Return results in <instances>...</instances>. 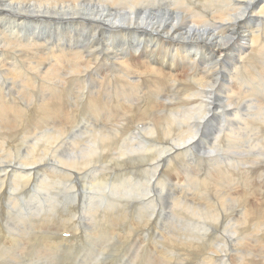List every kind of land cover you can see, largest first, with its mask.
<instances>
[{
  "label": "bare ground",
  "instance_id": "bare-ground-1",
  "mask_svg": "<svg viewBox=\"0 0 264 264\" xmlns=\"http://www.w3.org/2000/svg\"><path fill=\"white\" fill-rule=\"evenodd\" d=\"M117 2L116 0H0V228H4L0 261L7 258L14 264H48L49 257L55 259L57 253L63 252V256L66 252L69 264H79L76 261L75 252L72 251V248L76 247L74 237L78 224L68 216L71 211L74 212L70 198L77 195L73 191L76 185L70 184L73 180L74 171L72 170L78 172L79 178L81 175L85 177L89 171L88 179L91 181L85 184V191L90 190V193L86 194L85 218L87 217L89 226L97 224L102 232L107 230L108 233V227L113 224L112 218H118L120 214L126 215L131 210H134L137 221H145L147 210L151 212L155 198L151 195L146 197L147 194L143 195V192L152 190L148 180L153 172L160 174L167 181L172 192L171 200H166V203L173 204L174 208L179 206L176 209L181 212L186 208L195 211L192 216H198L196 223L204 222L209 218L217 221L218 212L213 211V207L204 201V196L210 195L209 191H211L204 187L206 179L195 182L197 186L194 187V191L202 192L199 197H189L186 192L189 188L182 176H185L188 181L193 180L192 173L197 168H185L179 164V159L183 162L182 157H184L191 163L187 157L198 154L199 159H207L214 167V170L210 169L212 172L208 175L209 184L217 196H224L221 200L224 204L225 201L227 202L225 208H228L229 212L237 211V213H239L238 210L244 209L238 221V228H235L233 234L237 239L241 235L242 238L240 237L238 241H241L244 247H249V252L251 250L249 254L251 259L248 257L249 259L245 260L248 263L245 264H264V257L260 258L261 255L257 253L261 245L264 246V211L258 208L264 206V201L262 203L251 201L255 200L254 185L243 179L245 171H235L230 166V159L225 154L223 145L216 143L225 135L226 138L238 139L232 143V147H240L239 127L232 116L229 119L230 130L225 134H223L225 131L223 126H216L219 121L218 112L212 123H204L208 114L203 106L196 105L197 101L187 106L180 105L178 91L180 93L189 88L185 85L181 86L180 90L177 87L171 98L166 97L167 89L160 92V99L151 92L149 107L139 106L133 115L134 108L127 111L131 115L128 123H133L135 120L139 124L137 128H142L144 136L148 139L147 143L144 141L140 144L128 139V136L130 138L133 136V133H130L133 131L129 129L130 132L126 130L120 132L117 126L122 123L115 119V113L121 111L118 98L128 99L129 97L124 88L126 82L121 73L128 76H132L135 72L141 73L146 82L157 83L160 80L161 85L170 86L173 80H180L182 74L176 72L177 75L173 77L171 73L162 71L160 66L165 65L168 69H176L174 55L178 54L182 72H189V61L195 60L200 51L208 52L212 58L206 67H204L205 60L202 59L199 62L198 74L200 75L196 76V82L202 90L212 91L209 100L220 99V103L226 107L241 104L243 100L248 104L244 105V107L247 106L246 116L264 115V102L258 98V95L245 92L244 99H241L237 96L236 89L238 70L248 71L250 66L255 69L261 66L264 60L263 50L259 46L261 35L264 36V0H122L120 3ZM9 24L11 27L8 26ZM20 25L27 30L24 31L23 28L21 33L16 29L14 31L15 27L21 29ZM85 35L88 41H91L89 51H83ZM156 52L163 58V63L159 64V67L150 65V62L155 64V60L152 61V59ZM74 56L78 59V71L81 76H93V73H96L93 80L98 85H103L102 75L108 76L114 73L118 77L115 95H110L105 101V104H108L106 108L103 105V94L97 93V90L85 98L87 104L83 107L82 119L85 121L86 118L89 123L86 125L90 127V135L93 139L91 145L81 149L79 147L75 149L60 142L62 135L68 132L66 124L72 123L70 119H76L78 114L74 112H79L84 102L77 79L78 73L75 67L67 62V59L71 58L75 63ZM129 57H131L130 62L122 61ZM137 59L141 60L144 67H152L156 73L147 75L143 69H137L135 65ZM102 61L103 63L99 64ZM108 63L112 66L110 71L106 68ZM30 70H34L37 80H32ZM130 82L138 86L136 81L130 80ZM74 87H77L76 91ZM103 87L105 85L101 86ZM90 89L93 90L91 85ZM216 91L218 93L213 97ZM202 98L200 94L189 96L190 101ZM166 100L168 103L164 107L163 102ZM108 108H110L109 111ZM112 112H114L113 115L109 114L110 118L103 122L105 118L103 113ZM89 113L96 119H100L97 120L98 123L91 119ZM149 118H153L151 123L148 122ZM249 118L251 119L250 115ZM107 127H114V135L119 139L108 131L104 133ZM206 127L208 128L205 131ZM194 142H196L195 145ZM148 143L160 144L159 150L147 148ZM196 148L200 152H196ZM15 150L17 155L13 161L11 155ZM52 150L51 168L42 167L45 165V158ZM178 153L183 154L177 156ZM163 156L165 159L168 158V164L172 166L176 160L178 166L175 169L165 168L163 171L159 170L162 164H156L153 167L151 160L154 159L152 158L156 157L158 162L157 158ZM223 160L228 161V164L224 165ZM11 163L15 165L8 168ZM100 163L101 166H99ZM147 165L151 167H146ZM111 166H113L112 169ZM136 166L137 180L132 181L128 174H134ZM32 169H35V172L29 174ZM261 169H264V162L261 161L254 162L247 168L248 171L259 172V174ZM33 175L39 184L50 188L44 190L39 187L41 191L46 192H39L38 187L33 188V183L25 180V176L34 180ZM54 178L59 179L57 189H55L57 184ZM232 178L237 180V183L243 182L241 190L237 191L240 188L234 186L231 182ZM111 179L113 184L109 185ZM117 181L118 184L115 183ZM7 184L12 185L10 190L4 188ZM53 188L55 194L51 195L48 191H52ZM109 188H111V195L117 196L112 198L105 195ZM65 191L67 193H64ZM238 194L242 197V204L236 207L233 202ZM262 194L264 197V193ZM14 195L17 197L14 198ZM20 196L23 198L28 196L29 199L26 200H29L30 210L12 215L19 204L17 199L21 200ZM140 203L148 209L141 208ZM180 203L185 207H181ZM35 205L38 207L32 211ZM103 205L106 209H101ZM57 206L58 212H54L53 215L54 226L44 227L38 225L39 223L36 224L34 217L52 213ZM143 210L145 214L140 216ZM27 213L29 216H26ZM3 214L4 217L1 218ZM244 216H247L248 220ZM42 220L45 219L42 218ZM174 229L168 225L165 230L172 234ZM199 229L203 230L201 226ZM86 231L89 247L82 248L79 255L80 264H93L101 243L93 242L96 241L95 234L87 226ZM31 232L36 234L34 238L30 236ZM109 235L107 234L108 237ZM189 240L180 241L181 245L174 248L175 251H179L178 253L182 252L177 258L180 259L191 252L188 248L193 242ZM175 242L178 243V241ZM166 244L160 243L152 252L149 249L150 254L143 255L142 264H159L157 257L152 254L157 253V248L162 251ZM253 251L255 254H252ZM167 252L168 250L166 254ZM220 256H225L223 262L214 259L213 262L224 264L229 262L228 254L223 253ZM241 258L244 260L243 256ZM167 260L163 261V264H170ZM207 260L210 261L208 258Z\"/></svg>",
  "mask_w": 264,
  "mask_h": 264
},
{
  "label": "rangeland",
  "instance_id": "rangeland-1",
  "mask_svg": "<svg viewBox=\"0 0 264 264\" xmlns=\"http://www.w3.org/2000/svg\"><path fill=\"white\" fill-rule=\"evenodd\" d=\"M121 1L122 0H116L117 3H120ZM8 26L11 27V24H9ZM18 28L19 27H15L14 31L16 29V30H19V32L21 33V31L24 28V26L22 25L21 29H18ZM23 30L25 31V30H27V28L26 29L24 28ZM84 39H85V41H83V45H85L86 50H84L85 49L84 48L83 51H89V49H90L89 45H91V41L90 40L88 41L87 35L84 36ZM259 46H260V49L263 50V54H264V36L263 35H261ZM202 52L200 51V52L197 53L198 55H196L195 60H192V61L190 60L189 61V63H190V64L188 63V69L190 70L189 72H182V68L179 66L178 54L174 55V60L176 62V66L177 67H176V69L172 70V69L166 68L165 65H161L160 66L159 64L163 63V58L161 56H159L157 52L155 53L154 59H152V61L155 60V64H152L150 62V65H156V67L160 66L162 71L167 72V73H171L173 77H175L177 75L176 72H179L180 74H182L181 77H180V80L179 79L173 80L170 86L161 85L160 80L157 83L146 82L145 81V77L141 73L135 72L132 76H128L125 73H121V75L123 76L124 81L126 82V87H124V88H126L125 90L127 91V95H129V97H128V99H126V98H118V102L121 104V111H118V112L115 113V119H117L118 121H121L122 125H118L117 129L120 132L121 131H125V130H126V132H130L129 129H131V131H133V132H130V133H133V136L134 135L135 136L134 137L131 136V138H130V136H128L127 137L128 139L132 140L133 142L140 143V144H143L144 141L147 143L148 139L144 136L143 131L141 130L142 128H140V129L137 128V126L139 124H137L135 122V120H134L133 123H128V118L131 115H129L127 113V111L132 109V108H134V112L132 113V115H133L136 112L137 107H139V106L142 107V108L149 107V101L151 100V98H150V93L151 92H153L156 95V97H158L160 99V92L162 90L167 89L166 97L167 98H171V97H173L174 91H175V89L177 87L180 90L181 86H185V85L189 86V88H192V90H189V88H188L186 90L180 91V93L178 91V101H179L180 105H182V106H187V105H189V103H191L193 101H197V104H196L197 106H203L204 109H205V112L208 114V118L204 121V123H206V124L207 123H209V124L212 123L213 119L215 118V114L218 112L219 121H218V123H216V126H223L225 128V131H224L223 134H225L226 131L230 130V123H229L230 117L232 116L234 118V121L237 123V127H239V131H240V136H241V140L239 141L241 143L240 147H236V146L232 147V143L235 140H238V139L226 138L225 135H224V137H222L221 140H219L216 143L217 144L219 143L218 145H221V146L223 145L224 152H225V154L228 155L227 157H229V159H230V166L233 169H235V171H237V170L245 171V173L243 175V179L246 182H251L252 186L254 185L255 200H251V201H254L255 203H262L264 201V197H263V194H262V193H264V169H261L260 170V174H259V172L255 173L254 171H251V170L248 171L247 168L249 166H251L254 162H259V161L264 162V115L249 114L251 116V119H250L249 115L246 116V114H248L246 112L247 111V106L244 107V105H248V104L244 103L243 100L241 101V104L232 105V106H229V107L223 106L220 103V99L219 100H209V97L212 96V91L211 90H202L199 87L198 83L196 82V76L200 75V74H198L199 62L202 59L205 60L206 64H205L204 67H206L208 65V63L212 60V58L210 57L211 55L208 52H205V51H202ZM86 55H88V54H86ZM200 57H201V59H200ZM74 58H75V63L72 61L71 58H68L67 62H69L71 65H73L75 67V71L78 73L77 74V79H78L79 87H80V90H81V93H82V101H84V102L82 104V107L80 108V111L79 112H74L75 114L80 115V117L77 115V117H75L76 119H74V118L70 119L72 121V123L69 124V125L66 124L67 125L66 129H67L68 132H67L66 135H62L63 136V137H61L62 141H60V142L61 143L63 142L67 146L73 147L75 149H76V147H79V149H81V148H86L88 145H91V140L93 139L91 137V135H90L91 134L90 133L91 129H90V127L88 125H86V124H89V123L86 121V118H85V121H84V119H82V116H83L82 110H83V107L87 104V101L85 100V98H87L93 92H95L97 90V93L103 94L102 95L103 96V102H104L103 105L106 108V106L108 104H105V101H107V99H108V97L110 95H115V88L117 87L116 82H117L118 77L114 73H111L108 76L107 75H102L101 78H102V81H103V85H105V87L101 88V86H103V85H98L93 80L96 73H93V76H88V75L81 76L80 72L78 71V67H79V65L77 63L78 59H76V56H74ZM148 59H150V57H148ZM125 60L130 62L131 61V57H129L128 59H123L122 61H125ZM262 61H263L262 65L258 66L255 69L253 68V66H250L248 71L243 70V69L238 70V75H237L238 76V81L236 83V87H237L236 89H237V96H239L241 99H244V97H245L244 93L245 92L250 93V94L255 93L256 95H258V98L260 100H263V102H264V60H262ZM101 63H103V61L100 62L99 64H101ZM82 65H83V63H82ZM135 65H136L137 69H143L145 74H147V75H154L156 73L155 70L152 67H144L142 62H141V60H139V59H137L135 61ZM94 68H97V66H94ZM106 68H107L108 71H110L112 69L111 64L108 63ZM115 68H116V66H115ZM193 68H196V69L192 70ZM30 74H31L32 80H37L35 78V76H34V70H30ZM40 79H41V77H40ZM130 80L136 81L138 83V86L136 87L133 82L132 83L130 82ZM90 85L93 88V90L90 89ZM73 89H75V91H76L77 87H74ZM217 93L218 92L216 91L213 97H215ZM198 94L202 95L203 98L202 99H197V100H192V101L189 100V96L190 95H198ZM31 95H32V93H31ZM179 96H180V99H179ZM9 98H10V93H9ZM7 103L10 104V102H7ZM167 103H168L167 100L164 101L163 102V106L165 107L167 105ZM15 104L18 105L17 102ZM109 105H110V103H109ZM242 107H244V108H242ZM109 110H110V108H108V111ZM113 113L114 112L106 113V114L103 113V116H105L103 122H106L107 119L110 118L108 115L109 114L113 115ZM89 115L91 116V119L93 121H96L95 123H98L97 120H100L99 118L96 119L93 116V114H91V113H89ZM77 120H78V122H77ZM152 120H153V118H149L148 122L151 123ZM128 124H130V125H128ZM87 128H88V130H87ZM207 128L208 127H206L204 130L206 131ZM120 129H122V130H120ZM105 131H108L113 136H115L114 135V127H107V128H105L104 133H105ZM74 138H76V139H74ZM116 138H118V137H116ZM142 139H145V140H142ZM72 142H73V144H72ZM167 143H172V142H167ZM195 143L196 142H194V145H195ZM148 145L149 146H146L147 148L148 147H150V148L152 147L153 149H157L158 148V150H159V145L160 144H155L154 145V144H149L148 143ZM195 151L196 152H200L197 148L195 149ZM52 154H53V150L50 152L49 156L47 158H45L46 162L44 163L45 165H42V167L51 168V166L53 164V162H51V161H53L52 160ZM180 154H183V153H178L177 156L180 155ZM16 155H17V152L15 150L13 152V154L11 155V158H12L13 161H15ZM196 155H197V157H196ZM258 157H259V159H258ZM49 158H50V160H49ZM155 158L156 157L152 158L154 160L153 161L151 160V163H153L152 164L153 167L156 164H162L161 168L159 169L160 171L161 170L163 171L165 168L166 169L167 168L175 169L176 166H178V164H177L175 159H174L175 160L174 164H172V166H171L170 164H168L169 160H168L167 157H166V159H165V156H163L162 158H157L158 162L156 161ZM187 158L191 160V163H189L188 161H186V159H184V157H182L183 162H181L180 159H179V164H181L185 168H197V169L194 170V172L192 173V175L194 177V179H193L194 182H193V180L188 181V179L185 176H182V177H184L183 181L186 182V186H188V188H189V190L186 191V192H187L189 197H199L201 195L200 193H202V192H195L194 191V187L197 186V183H195V182H196V180H200V181L202 180L203 181V180L206 179V181L204 183V187L208 188L211 191H209L210 195L204 196V201H205L206 204H208V205L213 207V209H214L213 211L216 210V213L218 212L217 221H216V219L213 220L214 218L213 219L209 218V219H207L205 221L202 219L204 222H197L196 223V219H197L198 216H195V217L192 216V214L195 211L186 208L183 212H181V211H178V209H176L179 206L174 208L172 206L173 204H168V202L166 203V200H171V197H172V192L169 189L167 181L165 179H163L160 174H155L153 171H151L154 174L152 173L151 178L148 181H149V184L151 185V189H152L151 191H153V192L147 190L148 192L147 191L143 192V195H145V193H146L147 194L146 197H148L150 195H151V197L154 196L155 199H154V201L152 203V210H151V212H153V215H151V212L149 210H147L148 209L147 206L143 207V205L140 203L141 208H143L144 210H147V213H146L147 217L145 215V221H141V220L137 221L136 220V216H134V210H131L126 215L125 214L124 215L120 214V216L118 218H112L113 219V224H112L111 227H108V233H107V230L105 232H102L100 227H99V225H97V224H94L95 226H93V225L89 226L87 224L88 219H87V217L85 218V216H86L85 215L86 194L90 193V190H86L85 191V184L90 180V179H88L89 171L85 174V177H84V175H81V177L79 178L78 177V172L76 170H72L70 168H66L68 170L74 171L73 180H71L73 182L70 181V184L72 186H75V185L77 186V187L75 186V188L73 189V191L77 195H74V196H72L70 198V202L73 203L72 204V206H73L72 210H74V212L71 211L70 214L68 215L69 218L73 222L78 224V225H76L77 229H76V235L74 237L75 238V242L74 243H75L76 247L72 248V251L75 252V258H76L77 263L80 264V262H81V259H80L79 255L81 253L82 248H88L89 247V244H88L89 238L87 237V234H86V232H87L86 231V226L89 227V229L92 231V233L95 234L96 241L94 240L93 242L94 243H96V242L97 243H101L100 244L101 246H99L100 248L98 249L97 257L93 261V264H96V263L97 264H126V263L127 264H130V263H132V264H142V262H143L142 260H143L144 256L145 255H149L150 252H152L156 248L155 246H159L160 243H163V242H165L167 244L164 245V248L162 249V251H160V248H157V250H159V251L156 250V252L158 254L157 253H153L152 254V255L157 257V260H159L158 261L159 264H163V261L165 262L167 259H168L167 260L168 263H170V264H175L174 261L178 262L179 264H201V263L203 264L204 262H206L204 264H208L209 262L211 263V261H212V264L213 263L214 264H224L222 262L224 261V259H225L224 257L225 256L224 257L220 256L223 253L224 254H228V258L230 259L227 264H230V261H231V264H233V263L234 264H245V263H248V261H245V260H247V259H249L251 257L249 255L251 253V250L249 252V247H244V245L241 244V241H238V239L240 237L242 238L241 235H239V238L237 239V237L233 234V231L235 230V228H238V226H237L238 225V221L241 218V214H242V211L244 209H242L241 211L238 210L239 213H237V211L236 212L231 211V212H233L231 214V212H229L230 210H228V208H225V207H227L226 206L227 202L225 201V204H224V201L221 200V199H224V196L223 195L222 196H220V195L217 196L216 195L217 193L215 194V192L212 190L211 184H209L210 180L208 179V175L212 172V170H214V167H212L210 165V162L207 159H199L198 158V154H192L190 157H187ZM201 162L203 163V165H202ZM223 163H224V165H226V164H228V161L223 160ZM14 165H15L14 163H11L10 165H8V168L10 166H14ZM99 166H101V163L99 164ZM146 167H151V166L147 165ZM112 168H113V166H111V169ZM202 168H203V170H202ZM57 169H59V168H57ZM210 169H212V170H210ZM52 170H53V167H52ZM31 171H30L31 173L29 172V174L34 173L35 169H32ZM134 171H135L134 174H128L129 179L131 178L132 181H134L135 179L137 180V178H136V173L138 171L137 166L135 167ZM134 175H135V178H134ZM260 177H261V179H260ZM33 178H34V180L33 179H29L28 177L25 176V180L30 182V183L32 182L33 183V185H32L33 188L37 189V187H38V191L40 190V188H42L44 190H47V189L50 188L47 185L39 184L36 181V177L34 175H33ZM54 179H55V182L57 184L55 186L56 187L55 189H57V186L59 184L58 183L59 179H57V178H54ZM74 179H77V180H74ZM173 181H175V180H173ZM207 181H208V183H207ZM236 181L237 180H235L233 178L231 179V182L234 184V186L236 185V186H238L240 188V189H237V191H239V190H241L243 188V182L240 181V182L237 183ZM115 183L118 184L119 182L117 181ZM112 184H113V179H111L110 182H109V185H112ZM11 187H12V185H10V184H7V185L4 186V188L7 189V190H10ZM142 187H144V185H142ZM156 187H158L157 190H156ZM53 189H52V191H48L49 193L51 192L50 193L51 195L55 194V189L54 190ZM110 190H111V188L108 189V191L106 192L105 195H109L112 198L114 196H117V195H114V196L111 195ZM231 191H232V188H231ZM39 192H46V191H41L40 190ZM64 193H67V192L65 191ZM148 193H150V194L148 195ZM128 196H131V194H128ZM15 197H17V195H14V198ZM219 197H220V199H219ZM20 199L21 200H19V198L17 199V201H18L17 203H19V204H17V206L15 207V210L13 211L12 215H18V214H21V213H24V212H28L30 210L31 206L28 205L29 204V202H28L29 200H26V199H29L28 196H26L24 198L20 196ZM145 199H148V198H145ZM117 200H119V199H117ZM209 201H210V203H209ZM165 204H166V206H165ZM233 204L236 207H239L242 204V197L239 194L236 197V199L233 202ZM1 205H3V203H1ZM104 205H105V203H104ZM104 205L101 207V209L102 208L106 209V206H104ZM35 206L36 207L33 206V208L31 209L32 211L37 209L38 205H35ZM180 206L181 207H185L181 203H180ZM66 207H67V205H66ZM258 208H260V210L262 209L264 211V206L263 207H258ZM144 210L141 211L140 216H143L145 214ZM54 212H58V206L54 208V211L52 213H49V214L45 213V214L37 217L38 219L36 217H34V219L36 220L35 221L36 224L39 223L38 225H42L44 227H46V226L47 227L54 226L53 225ZM169 212H171V213H169ZM188 212H190V213H188ZM220 212L223 213V215ZM47 215H49V217ZM26 216H29V213H27ZM3 217H4V214H3V216L1 218H3ZM42 218L45 219L46 222H45V220H42ZM189 218L193 219V220H190ZM229 218H230V220H229ZM244 218L247 219V216H244ZM40 219H41V221H40ZM206 224H207V226H206ZM168 225L170 227L175 228L174 231L172 232V234L170 232H166V230L168 228ZM197 225H198V227H197ZM203 225H205V226H203ZM234 225H235V227H234ZM175 226L180 228V229H178V228L176 229ZM200 226L203 228V230H205L204 232H203V230L199 229ZM206 228H209L210 230H207ZM175 230H176V232H175ZM182 230H184V231H182ZM1 233H3V234H1ZM32 233H33V235H32ZM201 233H203V234H201ZM107 234L108 235L110 234L109 235L110 237H108ZM181 234H182L183 237L181 236ZM3 235H4V228L1 227L0 228V246L3 243L2 242ZM30 236L32 238H34L33 236H36L35 232H31ZM200 236H202V238H200ZM186 239L187 240L190 239L189 241L193 242L192 245L189 244L190 246L188 248V250H190L191 252L189 254H187V255H184L185 257L182 256V258L179 259L177 257H179V254L182 253V252L178 253L179 251H177V250H176L177 251L176 252L175 251L176 246L181 245L179 242L180 241H184ZM202 239H203V241H202ZM172 240H173V242H172ZM152 241H154V242H152ZM175 241H178V243L175 242ZM198 241H199L200 244L198 243ZM155 243H156V245H155ZM152 244H153L154 247L152 246ZM175 244H177V245H175ZM218 244H219V246H218ZM172 245H173V247H172ZM139 246H140V248H139ZM261 246L262 247H260V249H259L260 251L258 250L259 252L257 251V253L261 255L260 258H263L264 257V249H263L264 246L263 245H261ZM172 248L173 249L175 248V249L173 250ZM149 249H150V252H149ZM228 249H229V251H228ZM167 250H168V252L166 254ZM171 252H172V254H174V252H175V254H174L176 256L175 258H174V255L172 256ZM141 253H142V255H141ZM62 254H63V252L57 253L55 255L56 256L55 259L52 258V257H49L48 258V264H69L70 262L67 260L68 255L66 254V252H65V255L62 256ZM252 254H255V252L253 251ZM123 255H124V258H122ZM217 255H218V257H217ZM241 256L244 257V260H242ZM207 258L210 259V261H208ZM6 259L7 258L2 259L0 261V264H7V263L8 264H14V263L11 262V260H9V259L6 260ZM205 259H206V261H205ZM213 259L214 260H221L222 262L215 263V262H213ZM78 260H80V261H78ZM146 260H149V259H146ZM71 264H73V263H71Z\"/></svg>",
  "mask_w": 264,
  "mask_h": 264
}]
</instances>
